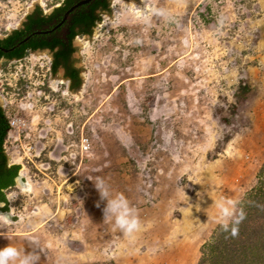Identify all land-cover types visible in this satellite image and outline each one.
Listing matches in <instances>:
<instances>
[{"label":"rangeland","instance_id":"obj_1","mask_svg":"<svg viewBox=\"0 0 264 264\" xmlns=\"http://www.w3.org/2000/svg\"><path fill=\"white\" fill-rule=\"evenodd\" d=\"M33 1L0 0V35ZM40 1L47 10L53 0ZM146 6L168 10L172 19L154 15L145 25L111 0L96 36L77 49L88 76L77 99L63 83L51 86L47 55L0 63L3 112L14 123L4 151L34 183L32 191L6 193L9 208L16 218L40 211L2 231L16 233L10 241L29 242L38 264H113L121 237L99 218L106 205L95 193L97 177L119 191L124 182L140 216L138 200H149L155 185L164 198L178 188L194 204L208 198L211 228L219 221L215 202L237 207L256 184L264 162V0H146ZM172 206L152 220L145 212L143 230L124 238L129 256L173 248L167 239L182 212L173 214ZM93 208L99 215L92 221ZM46 216L48 236L34 223Z\"/></svg>","mask_w":264,"mask_h":264},{"label":"flooded vegetation","instance_id":"obj_2","mask_svg":"<svg viewBox=\"0 0 264 264\" xmlns=\"http://www.w3.org/2000/svg\"><path fill=\"white\" fill-rule=\"evenodd\" d=\"M53 1L49 5L45 4L49 6L47 10L34 6L24 15L18 26L0 37V63L19 62L27 55L45 53L49 56V72L56 74L61 70L68 88L75 90L81 83L80 71L74 57L78 46L76 40L92 34L102 14L108 12L111 0ZM8 43L10 46L7 47ZM55 61L60 63L53 72L52 64ZM70 70L71 73L77 72L79 85H75V80L71 79Z\"/></svg>","mask_w":264,"mask_h":264},{"label":"crops","instance_id":"obj_3","mask_svg":"<svg viewBox=\"0 0 264 264\" xmlns=\"http://www.w3.org/2000/svg\"><path fill=\"white\" fill-rule=\"evenodd\" d=\"M94 159L95 161H100V162L102 161L98 157ZM117 159L118 158H116V160ZM15 164H20V162H18L13 157L12 158L9 157L7 166H11ZM18 174H20L21 176L20 178H23L24 182L29 186V191H32L34 183L30 181V179L27 177L26 173L24 172L22 168H20ZM103 179L105 180V178ZM106 183L108 184L110 191L112 190L111 191L112 195H115L117 193H122L129 200L130 204H132L133 201H131L128 191L124 189V182L121 184L122 187L120 191L118 190V188L117 189L113 188L112 186L113 182L106 181ZM156 191L157 192L159 191L158 194L156 193ZM162 191H163V188L161 186L155 185L154 192H153L154 194L149 198V200L148 199L138 200L139 206H141V210L143 211V216H140L139 214V217L145 227L146 226V222H145L146 213L145 212H148L147 214L149 215V217L147 218L148 220L157 218V214H160L161 211L166 206L168 207L169 205H173L171 207L173 208V214H174V211L182 212L181 218L175 219V221H173V231L170 233V236H169L171 238L167 239L169 240V242L173 241V248H171V246L167 248L161 247L160 249L155 250V252H151L152 254L150 255L148 254L143 257L134 258V257L129 256L128 253L125 252V250L123 249L124 237L122 236V233H120L121 243L118 245V247L116 246L118 248V252H116V254L114 253L115 259H113V264H164V263L166 264H196L197 263L198 258L200 256V251H199L200 247L202 246V244L208 241L215 227L220 226V223L218 221L216 225L213 226V228H211L210 222H207L208 219L210 218L207 215L208 209H209L208 208L209 200L208 198L206 199L200 198L198 200H195L196 204H194L193 202L195 198H191V197L187 198V196H185L184 191L182 189L178 188L176 190H173V192L171 190V193H172L171 198L169 197L164 198L165 196L162 193ZM95 193H97V190H95ZM6 198L8 200V203H10L7 194H6ZM98 202H99L98 198H95L91 201V204L93 205L98 204ZM106 203L107 202L105 201V205ZM146 203L150 204L151 208H148L150 209L149 211L147 210L145 206ZM197 207H199V210H197ZM92 210H91V214H88V219L93 221L94 217L97 219L96 216L99 215V211L98 209L95 210L94 208ZM9 213L13 215L11 208H9ZM100 215L101 216L99 218L101 219V221H105L104 213L101 212ZM49 221H50V218L47 216L45 220H42L40 223H38V221H35L34 222L36 226L35 229L37 228L41 230L43 234L45 233V235L48 236L49 227H51ZM14 224H19V223H14ZM2 227L3 225H0V234H2L0 235V248H4L8 245H12L25 252H28L31 250V245L29 244V242H24L23 240H20V243L18 242V240L10 241L11 237H13V235L16 233H12V232L8 233V231L3 232ZM28 233H31L32 235L33 231L28 232ZM94 233H95V229L91 228L89 231V235L92 236ZM5 235L7 236V238H5ZM104 252L105 254H107V252L110 253L111 251L107 250V248H104ZM135 259H138V261Z\"/></svg>","mask_w":264,"mask_h":264},{"label":"trees","instance_id":"obj_4","mask_svg":"<svg viewBox=\"0 0 264 264\" xmlns=\"http://www.w3.org/2000/svg\"><path fill=\"white\" fill-rule=\"evenodd\" d=\"M93 23L94 18L91 20ZM88 32H91L90 28ZM6 46H10V43ZM59 63L55 61L52 64L53 72ZM69 75L75 80V85H79L77 72L71 73L70 70ZM8 129V120L0 107V203L4 204L0 207L1 212L9 210L5 191L15 186V178L20 170L19 165L7 167L4 143ZM256 179L255 186L237 204V216L241 212L244 214L243 220L237 225L238 235L233 237L230 231L225 232L221 226L216 227L208 241L200 247L196 264H264V162L257 171Z\"/></svg>","mask_w":264,"mask_h":264},{"label":"clouds","instance_id":"obj_5","mask_svg":"<svg viewBox=\"0 0 264 264\" xmlns=\"http://www.w3.org/2000/svg\"><path fill=\"white\" fill-rule=\"evenodd\" d=\"M142 2L144 4L143 8L135 4H133V8L136 16L143 24L149 25L154 15L160 16L165 20L172 19L168 10L148 8L146 0H142ZM94 184L99 192L100 199L107 202L103 209L104 220L112 222L114 228L122 233L124 238L135 239L136 235L144 228L136 208L130 204L122 193L112 195L108 184L103 178L97 177ZM215 203L219 213L221 228L225 232L230 231L233 237L237 236V225L243 220L244 214L241 212L237 216L235 203L231 200H221ZM197 210H199V207H197ZM11 222L8 215L0 214V225L7 226ZM5 238H7L6 235ZM38 261L39 256L35 252H25L12 245L0 248V264H38Z\"/></svg>","mask_w":264,"mask_h":264},{"label":"water","instance_id":"obj_6","mask_svg":"<svg viewBox=\"0 0 264 264\" xmlns=\"http://www.w3.org/2000/svg\"><path fill=\"white\" fill-rule=\"evenodd\" d=\"M88 1V0H87ZM121 1V6L124 8V9H127V10H131V11H135L134 8H133V4H135L136 6L140 7V8H143V2L142 0H120ZM81 3H84V2H81ZM34 6H38L40 8H43L42 4H41V1L40 0H34L28 11L29 12ZM110 6V4H109ZM44 9V8H43ZM109 10V9H108ZM108 13V12H107ZM106 13V14H107ZM105 15V14H102V16ZM101 16V17H102ZM24 18V17H23ZM22 18V19H23ZM21 19V20H22ZM101 19V18H100ZM18 21L16 24L14 25H11V26H7V29H8V32L10 30H12L13 28H15L16 26L19 25V23L21 22ZM96 30L93 29V32H92V36H96ZM2 35H0L1 37ZM87 39H88V36L86 37H83V38H80L79 40L77 39L76 40V44L78 45L77 48H76V51L74 53V57H75V64L76 66L79 68V71H80V75H81V83L80 85L78 86V88H76L75 90H71L70 88H68V83L62 78V71L61 70H58L56 74H51L50 73V84L51 86L56 89V84L58 83H63L65 85V88L63 90V92H68L74 99H77L82 91H83V88H84V85L87 81V72H86V69L84 68V66L79 63L78 61V55H77V49L80 48L81 46H84L86 45L87 43ZM5 51V50H3ZM34 56V58L36 59L38 56L40 55H47L45 53H33L32 54ZM48 59H49V56L47 55ZM0 105H1V108L3 110L4 108V103H3V99L2 97L0 96ZM8 158L7 157V162H8ZM15 165H19L20 168H21V165L20 164H15ZM12 166V165H11ZM7 167H10V166H7ZM20 174L17 175V177L15 178V186L13 188H10L8 191H5V193H9V192H13V191H17V190H21L23 189L24 191H27L29 190V186L24 182V179L23 178H20ZM4 204L3 203H0V207H2ZM8 206H9V203H8ZM32 212H36V213H40V211L36 208H33ZM29 213V214H30ZM0 214H4V215H8L9 216V219L12 221L10 224H14V223H20L24 218H26L28 215L24 216V217H21V218H16L14 216H12L10 213H9V210L8 212H1L0 211Z\"/></svg>","mask_w":264,"mask_h":264},{"label":"built area","instance_id":"obj_7","mask_svg":"<svg viewBox=\"0 0 264 264\" xmlns=\"http://www.w3.org/2000/svg\"><path fill=\"white\" fill-rule=\"evenodd\" d=\"M14 123H8L9 127L13 126ZM9 131V130H8ZM79 149L81 153H85L89 149V141L87 138H83L80 141Z\"/></svg>","mask_w":264,"mask_h":264}]
</instances>
